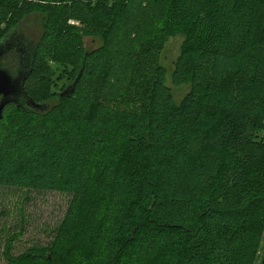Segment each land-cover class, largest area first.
<instances>
[{"label":"trees","instance_id":"obj_1","mask_svg":"<svg viewBox=\"0 0 264 264\" xmlns=\"http://www.w3.org/2000/svg\"><path fill=\"white\" fill-rule=\"evenodd\" d=\"M57 2L0 0V41L40 16L26 90L48 105L6 106L0 186L72 195L51 244L7 249V264H256L264 0ZM180 31L187 34L171 78L190 89L177 103L160 55ZM84 35L103 44L85 48ZM61 61L73 65L66 96L51 91Z\"/></svg>","mask_w":264,"mask_h":264},{"label":"rangeland","instance_id":"obj_2","mask_svg":"<svg viewBox=\"0 0 264 264\" xmlns=\"http://www.w3.org/2000/svg\"><path fill=\"white\" fill-rule=\"evenodd\" d=\"M40 4H58L57 0H32ZM157 6L152 8L156 11ZM160 18L152 26H159L165 18V10L159 14ZM39 15L34 14L24 24L30 25L26 31L33 38H38L41 29ZM159 21V23H158ZM72 24H79L74 19ZM23 24V25H24ZM7 28L6 23L0 24V29ZM187 32L180 31L170 34L162 45L160 62L168 70L167 84L172 88L175 100L179 103L190 89V84L175 86L172 82V72L175 62L182 52V46ZM101 36L84 35V47L98 48L103 44ZM50 62L49 60H46ZM5 64V62L3 63ZM73 65H65L62 61L53 64L51 91L60 94L72 82ZM13 69V68H11ZM12 71V70H11ZM14 71V70H13ZM55 100L58 101L57 97ZM8 108V107H7ZM7 123L0 124V131L7 129ZM72 195L63 191H39L23 187L0 186V264H7L5 251L11 250L13 255H19L33 246H49L53 241L57 229L65 217ZM264 254V238L261 244L260 264Z\"/></svg>","mask_w":264,"mask_h":264},{"label":"water","instance_id":"obj_3","mask_svg":"<svg viewBox=\"0 0 264 264\" xmlns=\"http://www.w3.org/2000/svg\"><path fill=\"white\" fill-rule=\"evenodd\" d=\"M14 37H16V41L21 39L23 43H26L16 47L21 54L17 62L19 67L16 73L10 72L8 68L1 65L2 59L9 56L11 51L15 49L11 43ZM29 44L32 45V43L24 41L23 34L18 28L10 31L0 41V120L3 118L6 106L11 103L24 107L26 110L37 112L48 108L45 103H38L26 90V81L33 71L38 51V44L37 46H32V50H27L26 48L27 46L29 47ZM74 88L75 82L62 92V96L72 94Z\"/></svg>","mask_w":264,"mask_h":264},{"label":"flooded vegetation","instance_id":"obj_4","mask_svg":"<svg viewBox=\"0 0 264 264\" xmlns=\"http://www.w3.org/2000/svg\"><path fill=\"white\" fill-rule=\"evenodd\" d=\"M27 23H30V22H27ZM30 25H22L21 28L19 29L22 34H23V37H24V41L25 42H28V43H32L29 44V47L27 46V50H32V46H37L38 44V38H33L31 34H29L26 30L29 29ZM18 41H16V37L13 38V41L11 42L12 43V46L15 47V49H13L10 53L9 56L5 57L4 59H2L1 61V64L2 63H7L9 64L10 67H12L14 69V71H12V73H16L17 70H18V67H19V64L17 63L19 58H20V52L18 51V49L16 48L17 46H20L21 44L24 45L26 43H23L21 39H17ZM3 67V66H2ZM29 79V78H28ZM27 79V80H28Z\"/></svg>","mask_w":264,"mask_h":264}]
</instances>
